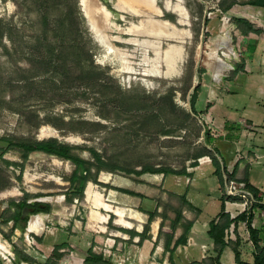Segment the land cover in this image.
<instances>
[{"label":"rangeland","instance_id":"1","mask_svg":"<svg viewBox=\"0 0 264 264\" xmlns=\"http://www.w3.org/2000/svg\"><path fill=\"white\" fill-rule=\"evenodd\" d=\"M250 2L0 0V264H32L18 252L33 264H85L91 254L111 264H208L201 261L215 252L206 232L223 192L211 149L220 136L202 114L216 89L238 84L246 86L244 104L257 99L256 111L233 114L253 123L241 121L237 150L226 142L229 171L239 166L237 178L225 176L227 189L248 174L264 197V45L249 49L264 40V6ZM246 20L255 30L245 35ZM199 83L197 115L190 101ZM4 137L70 145L92 163L83 195L72 189L73 160L25 154ZM248 192L232 195L225 211L230 218L251 211L264 247V210L251 208ZM26 193L30 206L14 226L5 219ZM184 194L195 208L181 203ZM34 216L43 217V233L30 231ZM190 220L198 235L193 224L187 243L175 247ZM227 233L240 237V260L253 264L246 222ZM224 254V263L240 264Z\"/></svg>","mask_w":264,"mask_h":264},{"label":"trees","instance_id":"2","mask_svg":"<svg viewBox=\"0 0 264 264\" xmlns=\"http://www.w3.org/2000/svg\"><path fill=\"white\" fill-rule=\"evenodd\" d=\"M250 3L255 6H264V0H251ZM245 22L248 28L247 29L243 28L240 25L239 28L241 33L246 35L250 31H253L255 29L252 23H250L247 20ZM240 68H243V66L238 67L237 70L239 71ZM199 88H200V83L196 85L194 95L192 96V99L190 101L191 108L197 115L198 112L196 110V101L199 93ZM204 138L206 141H208L210 139L209 133H207L204 136ZM3 140L8 142V145L11 147L18 146L23 150L25 154L32 152H44L48 154L57 155L58 157H61L63 159L73 160L78 166L79 175L78 176L75 175L72 178V182H73L72 189L75 195L77 196L83 195L87 182L92 178V163L88 160L83 159L78 155L73 154L70 145L60 144L56 139L39 140L34 142H28V141L14 142L12 139L8 137H4ZM211 149L216 153V155L213 156L215 175L218 177L223 192L222 212L218 215L217 218H214L210 221L209 229L207 231L208 236L213 240L214 243L213 251L215 252V255L211 256L209 260L201 261V263L205 262L208 264H225L222 261V256L225 250L229 248L234 253L235 260L237 263L250 264V263L242 262L240 260V251L238 249L240 237L237 236L236 240L227 237L228 235L227 230L230 229L232 225L237 226L239 221H244L247 224L249 236L255 249L253 254L254 256L253 264H264V247L262 246L261 231L254 226V223L252 221L254 216L253 213L250 211L249 216H247L246 213H243L237 216L236 218H230L229 213L225 211V202L227 200L234 198L227 193L225 175H228L229 178H237L239 164H236L234 169L232 171H229L219 148L217 146H212ZM97 158L100 159V157L98 156ZM197 165H199V163L195 161L193 163V166H197ZM182 173H184L190 178L194 176L193 173L187 172L186 169H183ZM77 180L78 182H76ZM241 180L245 182L247 189L252 193L254 197V203L251 208L254 209L255 206L264 210V197L261 196V192L259 191V189L255 185L250 183L249 175L246 174V176ZM25 195L26 197L17 204V206L19 207L17 215H13L5 219V221L14 220V226H16L17 223L19 222L20 215L23 209L27 206H30V203L28 202V198L30 197V195L29 193H26ZM177 197L179 198L182 204L187 205L190 208H195V206L187 199L186 194L177 195ZM154 217H155V213L153 212L149 215V221H152ZM193 224H194L193 220L188 221V223L186 224L185 232L182 236H180L177 239V241L175 242V247L179 245H185L187 243V235L191 230ZM148 227L149 226L147 225L145 232L141 233L140 235L141 240L146 238L145 236ZM18 253L21 255L24 261H27L32 264L36 263V261H34L29 255L20 252ZM51 260H52L51 258L48 259L45 264H50ZM85 264H111V263L102 254L100 255L91 254L90 256L86 257Z\"/></svg>","mask_w":264,"mask_h":264},{"label":"crops","instance_id":"3","mask_svg":"<svg viewBox=\"0 0 264 264\" xmlns=\"http://www.w3.org/2000/svg\"><path fill=\"white\" fill-rule=\"evenodd\" d=\"M255 6V5H254ZM260 43L257 42H250L249 43V49L256 50V48H259L258 46L264 45V40L260 39ZM254 77L253 85H257L259 83V79L257 76ZM264 82V81H263ZM235 83V82H234ZM259 88V87H258ZM246 86L242 85H233L231 87H226L224 90H217L214 92V99H208L207 100V108L206 111L202 114L203 119L207 124L212 123V125H215L219 133V138L215 139V146H217L221 152V155L224 158V153H226V142H231L232 144L236 145V150L239 148L240 144H242V140L240 139V132L242 131V127H245L241 123V121H244L245 118H240V120L236 121L234 119V113L236 111H241L243 114H246L247 110L252 109L253 111H256L258 109L257 99H251L250 102L244 104L238 97L239 94H242L245 92ZM264 93V87L260 90ZM202 93L200 97L197 99L196 105L200 102ZM264 115V111H263ZM246 121V120H245ZM248 123H253V121H246ZM225 160V158H224ZM227 163V161L225 160ZM218 178V177H217ZM194 202V201H192ZM195 204V203H193ZM195 225V222H194ZM195 229L197 231L195 232V236L198 235V228L197 224L195 225ZM203 235V232L201 233ZM207 239L209 240V243L214 246L213 240L208 236L207 232ZM205 245V244H204ZM227 251H231L229 248L225 250L224 253ZM225 255V254H223ZM228 264V263H225Z\"/></svg>","mask_w":264,"mask_h":264},{"label":"bare ground","instance_id":"4","mask_svg":"<svg viewBox=\"0 0 264 264\" xmlns=\"http://www.w3.org/2000/svg\"><path fill=\"white\" fill-rule=\"evenodd\" d=\"M225 64L226 63L222 61L223 67L226 66ZM218 67H219V65H218ZM88 192H90V188H89V191ZM98 208H99V206H98ZM105 210L111 211V212H115V214L118 215V216H120V217L122 216V213L120 211H116V210L110 208V206L106 207ZM95 212L96 211H94V214H91L93 220H97L98 219L97 216H96L97 213H95ZM119 224H122V222L120 221ZM29 229H30V231H33V232L38 233V234L43 233V230H45V223H44L43 217H41V216H34V217H32V219H31V221L29 223Z\"/></svg>","mask_w":264,"mask_h":264},{"label":"built area","instance_id":"5","mask_svg":"<svg viewBox=\"0 0 264 264\" xmlns=\"http://www.w3.org/2000/svg\"><path fill=\"white\" fill-rule=\"evenodd\" d=\"M211 133L214 137H217L219 135L217 128H211ZM226 190L227 193L231 196L232 195L244 196L246 192L249 193L244 181L231 180Z\"/></svg>","mask_w":264,"mask_h":264}]
</instances>
